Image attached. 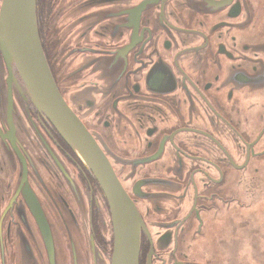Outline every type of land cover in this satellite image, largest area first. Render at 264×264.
<instances>
[{
	"label": "flooded vegetation",
	"instance_id": "af4514ba",
	"mask_svg": "<svg viewBox=\"0 0 264 264\" xmlns=\"http://www.w3.org/2000/svg\"><path fill=\"white\" fill-rule=\"evenodd\" d=\"M36 14L61 94L140 213L139 264L246 255L264 204V0H36ZM22 106L13 128L0 108V264H111L104 189Z\"/></svg>",
	"mask_w": 264,
	"mask_h": 264
},
{
	"label": "water",
	"instance_id": "95a60500",
	"mask_svg": "<svg viewBox=\"0 0 264 264\" xmlns=\"http://www.w3.org/2000/svg\"><path fill=\"white\" fill-rule=\"evenodd\" d=\"M1 2V110L6 116V112L9 113L7 118L11 128L14 126L12 114L21 119L18 105L24 103L33 104L53 122L76 155L93 172L108 198L115 228L111 264H139L142 218L103 148L56 84L38 32L36 0ZM176 264L207 263L180 261Z\"/></svg>",
	"mask_w": 264,
	"mask_h": 264
},
{
	"label": "rangeland",
	"instance_id": "374dc122",
	"mask_svg": "<svg viewBox=\"0 0 264 264\" xmlns=\"http://www.w3.org/2000/svg\"><path fill=\"white\" fill-rule=\"evenodd\" d=\"M254 204V213L246 222V255L236 254L234 264H264V204Z\"/></svg>",
	"mask_w": 264,
	"mask_h": 264
}]
</instances>
